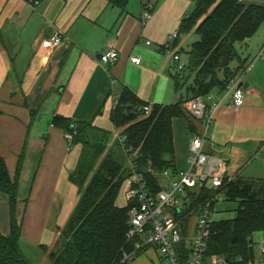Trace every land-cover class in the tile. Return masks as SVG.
<instances>
[{
    "label": "crops",
    "instance_id": "crops-1",
    "mask_svg": "<svg viewBox=\"0 0 264 264\" xmlns=\"http://www.w3.org/2000/svg\"><path fill=\"white\" fill-rule=\"evenodd\" d=\"M189 1L129 0L123 12L107 0H42L36 6L30 0H0V155L12 178L22 155L17 217L22 250L33 264H49V253L62 247L61 232L80 198L70 175L83 144L69 143L68 131L55 117L91 124V141L109 131L112 148L123 128L114 126L111 112L124 88L151 106L179 101L173 53L187 63L182 37L195 41L196 36L193 31L179 40L169 36L195 6ZM146 2L153 5L147 20ZM57 30L61 42L50 48ZM110 49L118 51L119 59L107 67L100 57ZM237 50L244 60L246 101L235 109L227 88H215L213 98H205L212 122L204 149L226 162L228 176L264 178V22ZM132 56L141 63H132ZM235 61L231 68L238 67ZM202 131V122L189 114L173 119L178 171L189 167L190 142ZM0 231L10 232L9 197L2 191ZM160 257L156 247H148L128 264H159ZM207 264L227 263L211 258Z\"/></svg>",
    "mask_w": 264,
    "mask_h": 264
},
{
    "label": "trees",
    "instance_id": "trees-1",
    "mask_svg": "<svg viewBox=\"0 0 264 264\" xmlns=\"http://www.w3.org/2000/svg\"><path fill=\"white\" fill-rule=\"evenodd\" d=\"M107 1L123 12L129 3V0ZM190 1L195 4L194 11L181 21L176 39L193 31L196 40L187 52L185 78H176V89L180 92L177 104H154L147 114L144 106L149 103L124 88L111 112L114 126L123 128L112 148H108L109 131L103 130L97 140L87 141L91 124L55 117L54 121L67 131L72 130V123L76 124L74 142H81L83 148L76 169L70 175L79 188L80 198L61 232L62 247L49 253V264H128L129 261H124L125 255L136 250L138 238L127 237L129 211L134 202L127 201L124 206L117 204L123 185L133 174L126 159L131 158L133 170L143 177L152 192L160 190L158 174L165 170L177 172L173 119L188 116L184 103L197 96H206L215 88L226 89L230 79L244 68L237 45L250 39L264 22V3ZM224 60L227 65L222 67ZM234 60L239 65L231 68L230 63ZM123 137L125 147L122 146ZM21 163L22 155L17 175L12 178L0 155V191L8 195L10 204V232L4 235L0 231V264H33L22 250V223L17 217ZM216 193L236 203V216L213 223L204 260L221 256L227 264H248L255 257L253 236L259 233L264 237V178L239 175L225 176L223 186L218 190L209 187L188 190L184 239L176 245L181 262L190 255L189 218L204 200Z\"/></svg>",
    "mask_w": 264,
    "mask_h": 264
},
{
    "label": "built area",
    "instance_id": "built-area-1",
    "mask_svg": "<svg viewBox=\"0 0 264 264\" xmlns=\"http://www.w3.org/2000/svg\"><path fill=\"white\" fill-rule=\"evenodd\" d=\"M42 0H30L33 6L38 5ZM244 1V0H239ZM153 5L145 3L144 19L151 18V9ZM62 33L55 31L50 39V48L58 46L61 42ZM178 31H175L169 38H177ZM151 44V41H147ZM176 62L177 76L183 80L187 73V63L183 62L178 52L173 53ZM119 59V53L115 49H110L101 54L100 61L107 67L114 66ZM131 61L139 65L141 58L132 56ZM243 71L236 73L229 81L227 89L231 93V104L235 109L240 108L246 101L245 89L243 87ZM205 98L212 99L210 93L206 96H197L185 102L187 113L197 121L202 122L203 131L192 138L190 142L189 167L184 170H177L173 173L171 170H165L158 174L162 188L157 192H152L143 177L133 170V162L128 159V165L133 174L126 180L128 188L125 192L126 199L133 206L129 211L130 229L127 233L128 239H136V250L125 255L124 261H130L148 247H156L161 255L159 264H207L204 260V252L207 247V241L212 232L213 223L216 221V204L223 196L216 193L210 198L204 200L197 210L198 219L194 233L188 237L190 255L182 263L181 256L177 251L176 245L184 239L183 225L188 214H185L188 208V190H199L203 187H209L218 190L223 186V178L228 176L227 165L225 161H220L208 154L204 149V143L207 140L211 115L207 114V104ZM118 102H115V106ZM216 104H214V107ZM151 105H145L144 111L149 114ZM76 124H71V131L66 132V139L69 143L74 142L76 134ZM125 138H121L122 146ZM207 167V168H206ZM233 177V176H230ZM137 200V203H135ZM196 212V213H197ZM177 216H180L178 218ZM252 246L257 253L253 260L248 264H264V237L258 242L253 240ZM212 259L218 263H227L221 256H212Z\"/></svg>",
    "mask_w": 264,
    "mask_h": 264
},
{
    "label": "rangeland",
    "instance_id": "rangeland-1",
    "mask_svg": "<svg viewBox=\"0 0 264 264\" xmlns=\"http://www.w3.org/2000/svg\"><path fill=\"white\" fill-rule=\"evenodd\" d=\"M189 3H190V5H192L191 1H189ZM194 8H195V6L193 7V5L190 7V9H189L190 10V14L194 11ZM182 39H183L182 40V45H183L184 50H185V51H183V60L187 61V63H188L189 57H188V53L187 52L189 51V48L191 47V44L194 41V37L193 36H188L185 39H184V37H182ZM236 63L237 62L235 60L231 61L230 67H234L236 65ZM125 163H128L127 159H126ZM117 204L119 206L126 205L125 184L123 185V187H122V189L120 191V194H119L118 199H117ZM235 206H236V203L231 202V201H227V200H225L224 196H221V199L217 202V205L215 206V208H216L215 209L216 210V213H215L216 220L234 218L236 216V212L234 210ZM197 219H198V212L197 213H193L191 215V217L189 218L188 232H189L190 236L192 235L193 229L196 226ZM29 226L31 227V224H29V221H27V219H26L25 225H24V229L26 231H28V232H29ZM260 235L261 234H259V233L255 234L253 236V240L255 242H258L261 239ZM256 264H258V262Z\"/></svg>",
    "mask_w": 264,
    "mask_h": 264
},
{
    "label": "water",
    "instance_id": "water-1",
    "mask_svg": "<svg viewBox=\"0 0 264 264\" xmlns=\"http://www.w3.org/2000/svg\"><path fill=\"white\" fill-rule=\"evenodd\" d=\"M227 65V61L226 60H224L223 62H222V67H224V66H226ZM243 84V87H245L246 86V84L243 82L242 83ZM178 103V101H174L173 102V104H177ZM87 141H89V137H87Z\"/></svg>",
    "mask_w": 264,
    "mask_h": 264
}]
</instances>
